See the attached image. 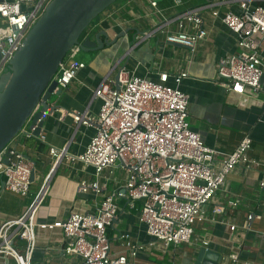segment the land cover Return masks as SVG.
Segmentation results:
<instances>
[{
    "label": "crops",
    "instance_id": "obj_1",
    "mask_svg": "<svg viewBox=\"0 0 264 264\" xmlns=\"http://www.w3.org/2000/svg\"><path fill=\"white\" fill-rule=\"evenodd\" d=\"M151 1H156L157 7ZM254 3L264 5V0ZM197 8L207 31L206 38L194 51L168 42V32L190 33L194 29L188 21L180 28L177 20L163 25L165 20ZM228 11L241 13V8L238 3L226 0H120L94 20L86 36L95 37L104 31L112 40L121 33L125 35L101 50H80L76 62H84L86 66L79 70L78 79L54 96L51 105L56 109L45 114L40 134L35 135V130L32 136L20 133L9 145L10 152L19 150L34 164L35 178L29 195L23 197L9 191L5 178L0 176V228L5 222L25 215L38 201L32 263L77 264L79 258L64 251L62 223L71 212H96L104 196L127 177L117 164L103 172L101 194L80 190L83 181L89 183L97 177L91 166L72 157L83 153L96 128L77 125L70 114L87 111L88 116L96 118L102 102L93 96L94 88L107 75L116 81L118 71L127 67L154 81L159 80L160 73L167 72L172 85L175 75L187 71L189 76L180 88L190 95L187 117L190 126L201 134L207 146L219 151L218 159L223 153L233 152L246 135L250 136L253 142L249 157L261 166L239 165L230 173L207 205L204 219L195 225L189 243L150 245L154 239L140 222L138 210L129 200H119L117 219L109 228L113 250L127 251L122 235L128 234L135 243L145 245L137 257L128 254L129 264H195L203 247L221 254L222 264H264V85L257 95L248 91L251 98L244 103L218 77V63L240 51L236 33L221 19ZM214 12H219V16ZM51 147L67 148V154L56 166ZM17 246L24 248V242L17 241ZM0 264L18 262L13 256L0 255Z\"/></svg>",
    "mask_w": 264,
    "mask_h": 264
},
{
    "label": "built area",
    "instance_id": "obj_2",
    "mask_svg": "<svg viewBox=\"0 0 264 264\" xmlns=\"http://www.w3.org/2000/svg\"><path fill=\"white\" fill-rule=\"evenodd\" d=\"M51 1H0V75L10 67L28 30ZM229 1L238 3L241 13L228 11L221 19L236 33L240 51L218 63V77L230 92L247 103L251 98L248 91L257 95L264 85V5L254 3L255 0H226ZM151 4L157 7L156 1ZM219 14L214 12L215 16ZM174 20L180 28L188 21L194 30L168 32L166 40L194 51L207 36L199 9L166 19L163 25ZM161 28L162 25L156 31ZM81 43L73 46L60 63L53 78L57 88L64 89L78 79L79 70L86 66L84 62H76ZM188 76L187 71L175 75L172 85L167 72L160 73L159 80L154 81L123 67L118 71L120 88H116L110 75L94 88L93 96L102 102L96 118L88 116L87 111L70 113L77 125L96 128L83 153L72 157L91 166L97 177L89 183L83 181L80 190L101 194L103 172L117 164L127 173L124 183L104 196L96 212H71L62 223L64 251L77 256V264H129L128 254L137 257L145 249V245L135 243L125 234L122 239L127 251L113 250L109 228L117 219L119 200H129L138 210L140 222L154 239L150 245L189 243L195 225L204 219L207 205L230 173L239 165L261 166L249 157L253 142L250 136L246 135L233 152L223 153L218 159L219 151L207 146L201 134L190 126L187 119L190 95L180 88ZM35 129L30 118L21 133L32 136ZM50 154L56 166L67 154V148L51 147ZM7 155H10L8 163ZM33 171V162L21 151L10 152L8 146L0 154V176L5 178L9 191L28 196ZM37 202L25 215L5 222L0 228V255L13 256L18 264H56L31 261L36 244ZM20 240L24 242L22 249L17 246ZM232 259L236 261V255Z\"/></svg>",
    "mask_w": 264,
    "mask_h": 264
},
{
    "label": "water",
    "instance_id": "obj_3",
    "mask_svg": "<svg viewBox=\"0 0 264 264\" xmlns=\"http://www.w3.org/2000/svg\"><path fill=\"white\" fill-rule=\"evenodd\" d=\"M2 1V0H0ZM120 0H52L28 30L22 46L0 75V154L23 130L28 119L39 135L45 114L56 107L54 96L61 94L54 76L67 52L81 43L82 51H98L124 36L110 40L104 31L95 37L82 36L106 9ZM104 36V39L102 38ZM116 88H120L118 75ZM39 106V109L36 108ZM10 155L5 157L8 163ZM35 178V171L31 181ZM5 184V182H4ZM223 256L206 247L199 250L195 264H222Z\"/></svg>",
    "mask_w": 264,
    "mask_h": 264
},
{
    "label": "trees",
    "instance_id": "obj_4",
    "mask_svg": "<svg viewBox=\"0 0 264 264\" xmlns=\"http://www.w3.org/2000/svg\"><path fill=\"white\" fill-rule=\"evenodd\" d=\"M87 31H85V33L83 34V36H82V39H84L85 37H86V33Z\"/></svg>",
    "mask_w": 264,
    "mask_h": 264
}]
</instances>
